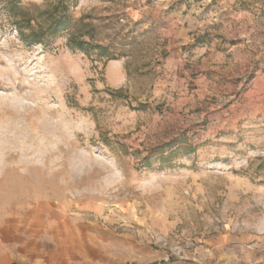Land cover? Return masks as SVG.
Instances as JSON below:
<instances>
[{
	"label": "rangeland",
	"instance_id": "374dc122",
	"mask_svg": "<svg viewBox=\"0 0 264 264\" xmlns=\"http://www.w3.org/2000/svg\"><path fill=\"white\" fill-rule=\"evenodd\" d=\"M0 264H264V0H0Z\"/></svg>",
	"mask_w": 264,
	"mask_h": 264
},
{
	"label": "trees",
	"instance_id": "16d2710c",
	"mask_svg": "<svg viewBox=\"0 0 264 264\" xmlns=\"http://www.w3.org/2000/svg\"><path fill=\"white\" fill-rule=\"evenodd\" d=\"M11 12H12V14L14 13L13 12V9H11ZM14 15V14H13ZM64 22L63 21H60V22H57L54 26H53V28L54 29H60L62 26H64V24H63ZM65 27V26H64ZM64 27H62V28H64ZM38 35L39 34H35V33H33L32 34V36L31 37H33L34 39H32L30 42L32 43V44H37V43H42V40L38 37ZM78 47H80V48H82V46H78Z\"/></svg>",
	"mask_w": 264,
	"mask_h": 264
}]
</instances>
